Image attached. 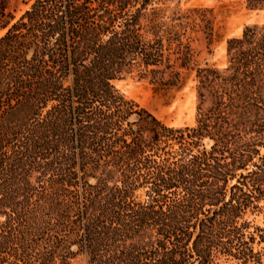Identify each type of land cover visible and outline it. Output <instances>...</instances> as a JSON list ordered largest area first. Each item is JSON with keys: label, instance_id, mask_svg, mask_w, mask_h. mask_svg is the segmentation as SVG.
<instances>
[{"label": "trees", "instance_id": "trees-1", "mask_svg": "<svg viewBox=\"0 0 264 264\" xmlns=\"http://www.w3.org/2000/svg\"><path fill=\"white\" fill-rule=\"evenodd\" d=\"M9 1L0 0V264H74L79 251L87 264H264V246L255 250L238 222L264 200V25L227 40L226 66L199 74L209 105L195 126L174 128L133 111L111 84L137 58L161 85L179 78L151 0L134 13L137 0H33L13 23ZM255 231L264 243V226Z\"/></svg>", "mask_w": 264, "mask_h": 264}, {"label": "rangeland", "instance_id": "rangeland-1", "mask_svg": "<svg viewBox=\"0 0 264 264\" xmlns=\"http://www.w3.org/2000/svg\"><path fill=\"white\" fill-rule=\"evenodd\" d=\"M33 0H11L7 12L14 16L12 23ZM140 0L128 7L134 13L141 8ZM159 10L157 22L161 25L159 36L163 38L164 55L170 59L173 69L178 71L179 78L172 84H159L147 70L141 69L137 58L135 65L124 69L111 84L116 93L128 101L133 111L147 110L159 121L169 127H193L196 124L198 107L206 108L210 99H202L198 87L199 74L205 69H223L227 64L226 42L230 38L240 37L245 26L264 25V6H251L249 0H151L147 11ZM137 23L141 26V16ZM170 25H176L175 34L165 33ZM6 29L0 30V37ZM185 47L186 53L179 58L177 44ZM183 63V65H180ZM158 68H162V65ZM137 118L133 113L129 120ZM207 144V140H203ZM264 153V149L260 150ZM110 178V182H114ZM141 186L133 196L141 201ZM239 223H247L248 230L255 236V250H260L264 243L260 241L255 227L264 226V200L244 210L238 218ZM264 235V232L261 233ZM73 250H76L74 247ZM74 264H87L82 251L77 252ZM224 257H216L215 264H231ZM23 264V263H18Z\"/></svg>", "mask_w": 264, "mask_h": 264}]
</instances>
